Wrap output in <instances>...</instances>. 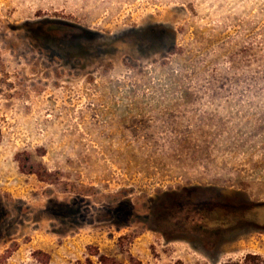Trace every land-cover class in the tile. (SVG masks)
I'll list each match as a JSON object with an SVG mask.
<instances>
[{"label": "rangeland", "instance_id": "374dc122", "mask_svg": "<svg viewBox=\"0 0 264 264\" xmlns=\"http://www.w3.org/2000/svg\"><path fill=\"white\" fill-rule=\"evenodd\" d=\"M184 197L236 214L221 259L264 256V0H0V264L208 262Z\"/></svg>", "mask_w": 264, "mask_h": 264}, {"label": "trees", "instance_id": "16d2710c", "mask_svg": "<svg viewBox=\"0 0 264 264\" xmlns=\"http://www.w3.org/2000/svg\"><path fill=\"white\" fill-rule=\"evenodd\" d=\"M34 34L40 39L48 41L57 53H70L73 47L80 45V42L91 39L92 32L80 25L62 22L54 19H41L33 28ZM166 33L165 29L161 34ZM25 161L27 159H24ZM22 163L21 168L27 172H34L30 166L26 168ZM221 202H212L211 200L193 201L188 197L182 198L173 205L163 208L167 220H172V224L177 227L186 228L195 236L197 242L193 243L194 247L200 250L209 260L219 254L216 250L222 242L223 235L235 225L227 226L229 223L224 221V217L236 216L235 213L225 208ZM228 212L230 215H227ZM224 213V216H221ZM214 215L215 217H212ZM237 218V217H235ZM239 218V217H238ZM237 222V221H236ZM244 222V221H243ZM238 223V222H237ZM235 223V224H237ZM185 229V230H186ZM88 254L82 264H144L141 260L130 256L127 261H121L113 256L101 253L97 247L89 246ZM35 259L40 264L49 263V255L41 250L33 251ZM94 257L95 259H92ZM166 264H189L181 259H176ZM200 264H264V256L258 253H245L240 257H228L220 262H203Z\"/></svg>", "mask_w": 264, "mask_h": 264}, {"label": "water", "instance_id": "95a60500", "mask_svg": "<svg viewBox=\"0 0 264 264\" xmlns=\"http://www.w3.org/2000/svg\"><path fill=\"white\" fill-rule=\"evenodd\" d=\"M220 255L216 254V256H214L213 258L211 256H209V261L210 262H220Z\"/></svg>", "mask_w": 264, "mask_h": 264}, {"label": "crops", "instance_id": "0c3cea01", "mask_svg": "<svg viewBox=\"0 0 264 264\" xmlns=\"http://www.w3.org/2000/svg\"><path fill=\"white\" fill-rule=\"evenodd\" d=\"M221 260H224V259H221V258H220V261H221Z\"/></svg>", "mask_w": 264, "mask_h": 264}]
</instances>
